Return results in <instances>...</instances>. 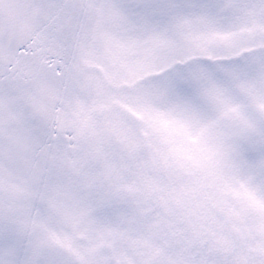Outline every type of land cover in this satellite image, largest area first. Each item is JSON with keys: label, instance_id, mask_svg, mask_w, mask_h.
Returning a JSON list of instances; mask_svg holds the SVG:
<instances>
[{"label": "snow or ice", "instance_id": "snow-or-ice-1", "mask_svg": "<svg viewBox=\"0 0 264 264\" xmlns=\"http://www.w3.org/2000/svg\"><path fill=\"white\" fill-rule=\"evenodd\" d=\"M0 264H264V0H0Z\"/></svg>", "mask_w": 264, "mask_h": 264}]
</instances>
